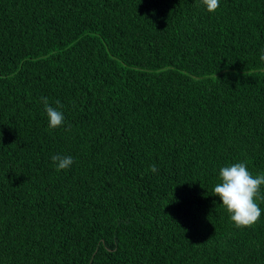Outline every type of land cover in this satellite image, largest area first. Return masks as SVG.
Returning <instances> with one entry per match:
<instances>
[{
  "label": "trees",
  "instance_id": "obj_1",
  "mask_svg": "<svg viewBox=\"0 0 264 264\" xmlns=\"http://www.w3.org/2000/svg\"><path fill=\"white\" fill-rule=\"evenodd\" d=\"M262 54L264 0H0V264H264L213 192L264 175Z\"/></svg>",
  "mask_w": 264,
  "mask_h": 264
},
{
  "label": "clouds",
  "instance_id": "obj_2",
  "mask_svg": "<svg viewBox=\"0 0 264 264\" xmlns=\"http://www.w3.org/2000/svg\"><path fill=\"white\" fill-rule=\"evenodd\" d=\"M201 4L209 13H214L219 7V0H200ZM264 62V54L260 56ZM47 114L49 130L61 126L64 116L61 111L49 105L47 97H41ZM59 103V102H57ZM51 159L56 163L58 170H66L73 163L71 156L53 155ZM149 171L156 173L158 168L155 164L150 165ZM264 185V175L255 177L248 171L246 164L236 163L220 169V183L213 192L221 200V204L230 214V219L238 228H248L254 225L261 215V210L255 203L254 198L260 197V187Z\"/></svg>",
  "mask_w": 264,
  "mask_h": 264
}]
</instances>
